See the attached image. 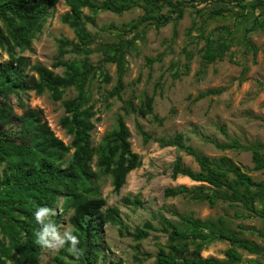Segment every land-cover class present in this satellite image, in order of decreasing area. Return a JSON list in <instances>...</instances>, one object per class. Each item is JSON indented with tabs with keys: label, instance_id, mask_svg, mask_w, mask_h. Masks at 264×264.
<instances>
[{
	"label": "rangeland",
	"instance_id": "1",
	"mask_svg": "<svg viewBox=\"0 0 264 264\" xmlns=\"http://www.w3.org/2000/svg\"><path fill=\"white\" fill-rule=\"evenodd\" d=\"M248 1L254 0L244 2ZM233 3L185 0L183 16L179 20L158 29L153 24L144 23L137 30L123 35L124 38L138 39L135 48L125 55L124 88L119 96L111 95L118 78L116 64L103 61L105 54L101 47L103 43L117 42L123 29L144 14L142 6L146 3L139 0L138 6L121 14L103 11L94 17V23H86L94 36L91 45L93 52L88 59L94 65H102L103 71L110 76V80L105 81L98 72L90 78L86 87L88 98L83 107H92L94 111L90 141L95 151L91 167L96 172L98 194L106 200L102 210L117 208L122 221H109L102 225L95 264H154L160 247L169 250L168 222L183 226L179 214L216 221L218 227L233 230L242 238L264 245V223L261 217L241 202L218 199L214 205H210L207 201L197 200L192 194L167 196L164 193L167 187H194L200 184L184 175L172 178L173 163L178 156H181L183 167L199 170L192 155L175 146L161 144L162 138L173 137L176 133H181L186 144L210 158L226 156L248 170L253 180H264V168L254 169L251 150L244 147L220 149L212 142L229 143L232 138H236L243 146L253 142L264 144V24L250 29L263 16L258 14L259 10L243 11L239 7L221 15H209L211 10ZM68 10L69 6L63 0L49 8L42 30L32 41V47L20 52L30 64L40 63L53 68L52 64L58 56L57 39H76L73 30L62 21V16ZM160 13L168 14V8L154 12L157 15ZM83 15H91V11L84 8ZM207 38L214 41L226 39L230 44L222 59L209 63L203 61ZM64 58L83 59L84 56L70 52ZM7 59V54L0 51V62ZM187 61L188 71L184 73ZM53 70L56 74L63 72L62 67ZM28 74L32 72L29 70ZM210 89L220 91L199 97L201 92ZM76 94L77 90L69 87L57 101L46 91L42 94L27 91L21 96L26 107L40 110L43 121L54 134L69 144L72 136L61 126L60 119L65 114L63 102ZM151 96V113L141 115L130 107L128 111L124 110V106L129 104L138 109ZM11 101L16 113L22 114L24 109L19 106L17 97L11 96ZM118 116L124 118L130 130L131 148L139 155L141 163L128 173L123 187L115 190L111 176L97 165V151L103 138L116 127ZM138 125L148 133L147 140H144ZM125 198L136 200L137 203H126ZM61 203L62 199L55 209L62 216L57 228L63 231L71 227L73 231L69 219L71 211H63ZM263 208L264 198L257 199L256 209L260 211ZM145 223H150L153 228L149 229L147 237L137 240L130 233ZM230 245L227 240H219L200 251H195L194 245H190L181 255L214 256L227 261V264H264V252L251 254L242 248H238L242 254L240 262L228 261L225 250ZM17 256L18 253L13 251L12 259L5 264H12ZM58 256L66 264L80 262L78 256H72L65 250L52 252L42 248L35 264H58Z\"/></svg>",
	"mask_w": 264,
	"mask_h": 264
},
{
	"label": "trees",
	"instance_id": "2",
	"mask_svg": "<svg viewBox=\"0 0 264 264\" xmlns=\"http://www.w3.org/2000/svg\"><path fill=\"white\" fill-rule=\"evenodd\" d=\"M59 0H0V51L7 54L8 59L0 62V264L12 259V252L18 253L12 264H35L38 262L41 247L34 242V233L39 226L32 213L37 206H48L56 209L58 201L63 211H71L69 217L73 233L80 241L78 248L79 263L95 264L98 256L101 227L106 222L122 223L115 207H107L104 197L98 194L99 185L95 183L96 172L91 167L94 147L91 145L90 134L94 127L92 107H83L87 101V83L98 72L105 81L110 76L103 71L102 65H94L88 59L92 54L91 45L94 36L86 27V23H94V17L103 11L121 14L138 6L139 0H63L69 10L62 16V21L74 32L75 40L66 37L57 39L58 56L52 64L53 68L62 67V74H56L53 68L40 63L30 64L20 52L30 49L37 33L42 30L49 8ZM144 14L131 21L128 28L117 42L103 43L101 51L105 54L104 62H113L117 67V83L111 95H120L124 88L123 76L126 71V53L134 49L138 37L124 38L123 35L137 30L142 24H153L160 28L169 22L177 21L183 16L185 0H144ZM223 3H233L210 11L211 15H221L235 8L243 11L259 10L263 18L254 23L250 29L264 24V0H210ZM244 2V3H243ZM168 8V14L154 12ZM88 8L91 15H83V9ZM247 35H245L246 37ZM247 39V37H246ZM230 44L226 39L206 40L202 59L205 63L222 59ZM84 56L83 59H66L67 53ZM190 57V56H189ZM152 61V59H149ZM189 62L185 63V71ZM32 74H28V71ZM74 87L75 97L63 102L65 114L60 119L61 126L72 136L69 144L57 137L45 121L40 110L26 107L22 93L34 91L36 94L49 92L57 101L63 96L65 89ZM220 89H210L199 94L203 97L208 93L219 92ZM16 96L19 106L24 109L17 114L11 101ZM153 98L147 97L145 103L137 109L132 104L124 106L138 110L141 115L152 112ZM138 129L144 140L149 137L142 126ZM225 133V128H221ZM131 133L124 118L117 117L116 127L103 138V143L97 151V165L104 173L111 176L115 190H120L126 183L129 172L140 163L139 155L131 148ZM210 141V138H205ZM214 142L220 149H238L244 147L251 150L254 169L264 168V144L253 142L243 146L238 139L232 138L229 143ZM164 146H175L180 151L192 155L199 165L198 171L183 167L181 156L173 163L172 178L184 175L193 181L200 182L194 187L179 185L165 188V195L192 194L197 200L207 201L214 205L218 199L229 202H241L247 209L258 214L264 223V208L256 209L257 199L264 198V180L255 181L248 170L233 163L228 157L210 158L185 143L184 136L176 133L173 137L162 138ZM70 157L66 159L70 152ZM211 191V192H209ZM200 194V195H199ZM126 203L135 204L136 200L125 198ZM61 214L51 217L58 227ZM183 226L168 222L167 229L169 250L160 247L155 255L154 264H227L214 256L186 257L181 255L190 245L195 251H200L210 243L227 240L231 243L225 250V256L230 262H240L242 248L251 254L264 252V245L240 237L235 231L218 227L216 221L201 220L191 215L179 214ZM222 222L221 218H218ZM153 226L145 223L130 233L137 240L148 236ZM122 233V230H121ZM63 251H66V246ZM72 256H76L72 254ZM58 264H66L61 256Z\"/></svg>",
	"mask_w": 264,
	"mask_h": 264
},
{
	"label": "clouds",
	"instance_id": "3",
	"mask_svg": "<svg viewBox=\"0 0 264 264\" xmlns=\"http://www.w3.org/2000/svg\"><path fill=\"white\" fill-rule=\"evenodd\" d=\"M56 215V211L48 206H37L32 213L33 219L39 226L34 233V242L41 248L52 252L60 251L66 246V251L78 256L80 243L78 236L73 233L71 227L59 230L51 217Z\"/></svg>",
	"mask_w": 264,
	"mask_h": 264
}]
</instances>
